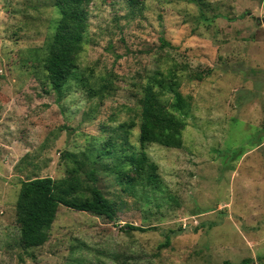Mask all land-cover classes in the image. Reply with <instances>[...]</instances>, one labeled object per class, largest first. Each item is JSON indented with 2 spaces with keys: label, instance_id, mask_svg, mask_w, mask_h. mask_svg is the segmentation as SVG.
<instances>
[{
  "label": "rangeland",
  "instance_id": "374dc122",
  "mask_svg": "<svg viewBox=\"0 0 264 264\" xmlns=\"http://www.w3.org/2000/svg\"><path fill=\"white\" fill-rule=\"evenodd\" d=\"M140 1L86 6L55 90L50 59L56 42L67 50L71 21L55 0H0V264H264V0ZM155 72L190 103L181 147L140 142L141 87ZM142 152L155 185L127 162ZM92 168L115 219L60 207L48 242L24 250L23 182L51 177L83 197Z\"/></svg>",
  "mask_w": 264,
  "mask_h": 264
},
{
  "label": "trees",
  "instance_id": "16d2710c",
  "mask_svg": "<svg viewBox=\"0 0 264 264\" xmlns=\"http://www.w3.org/2000/svg\"><path fill=\"white\" fill-rule=\"evenodd\" d=\"M56 6L65 16L70 27L68 30L69 44L67 50L62 43L54 45L55 54L50 59V74L53 87H59L65 82L71 69L74 68L75 59L82 44L80 27L86 21V6L92 0H55ZM134 8L144 7L140 0H127ZM164 45H169L164 41ZM64 51H63V50ZM54 52V51H53ZM66 70V73L65 71ZM161 72L147 78L142 85V97L139 98L141 105L140 142L142 145L156 143L164 147H181L182 132L186 128V115L190 108L188 100L177 90L178 84L172 82L169 86L161 81ZM173 71L168 77L174 78ZM155 88L164 92H171V101L160 99L161 94ZM110 142V141H109ZM110 151L103 149L98 152V163H103L110 155ZM127 162L134 168L144 181L145 185L152 186L157 182V166L151 163L144 152L140 158L133 155ZM95 163L94 165L98 164ZM76 167L80 169V162L75 161ZM109 169V166H107ZM116 174V173H115ZM118 178L121 175L116 174ZM92 185L88 187V195L76 196V188L57 189L56 181L51 177H36L23 182L17 203L16 220L20 227V245L24 250L42 247L50 238V230L56 221L60 207H66L74 211L91 213L99 217L113 221L117 209L103 194L97 186L96 169L92 168L87 173ZM128 231L146 232L152 228H142L127 225ZM169 244V236L166 245ZM244 263H247L245 261ZM229 264V263H226Z\"/></svg>",
  "mask_w": 264,
  "mask_h": 264
},
{
  "label": "water",
  "instance_id": "95a60500",
  "mask_svg": "<svg viewBox=\"0 0 264 264\" xmlns=\"http://www.w3.org/2000/svg\"><path fill=\"white\" fill-rule=\"evenodd\" d=\"M256 21L261 25L264 24V19L256 18Z\"/></svg>",
  "mask_w": 264,
  "mask_h": 264
}]
</instances>
